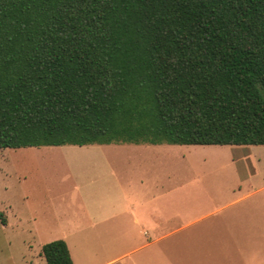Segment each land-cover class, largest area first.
Segmentation results:
<instances>
[{"label":"trees","instance_id":"obj_1","mask_svg":"<svg viewBox=\"0 0 264 264\" xmlns=\"http://www.w3.org/2000/svg\"><path fill=\"white\" fill-rule=\"evenodd\" d=\"M92 143L264 145V0H0V149Z\"/></svg>","mask_w":264,"mask_h":264},{"label":"rangeland","instance_id":"obj_2","mask_svg":"<svg viewBox=\"0 0 264 264\" xmlns=\"http://www.w3.org/2000/svg\"><path fill=\"white\" fill-rule=\"evenodd\" d=\"M130 147L141 150V156L119 166L94 164L87 154L89 150L120 149L114 145L0 149V264L21 263L30 249L62 238L64 218L81 213L75 186L93 183V174L103 167L112 168L118 179L120 174L127 187H141L142 201L150 198V193L156 195L152 200L156 205L152 217L158 219L156 233L177 228L152 246L133 251L125 259L127 264L137 261L146 249H202L215 239L211 233L227 211L246 209L247 219L253 209L264 210V145L127 144L121 149ZM243 195L240 202L218 208ZM148 204L144 208L150 210ZM81 214L85 217V212ZM137 226L134 238L109 239L104 247L97 239L87 240L95 242V249L125 252L153 239L150 229L143 227L142 233ZM66 239L70 240L67 235ZM74 239L77 245L72 249L79 245ZM230 240L221 237L222 247L232 246ZM106 256L109 253L103 259Z\"/></svg>","mask_w":264,"mask_h":264},{"label":"crops","instance_id":"obj_3","mask_svg":"<svg viewBox=\"0 0 264 264\" xmlns=\"http://www.w3.org/2000/svg\"><path fill=\"white\" fill-rule=\"evenodd\" d=\"M127 144L157 145L151 143H92L84 145L118 146L120 149H111V151L89 150L87 154L93 159L94 164L119 166L128 165L130 162L127 159H136L137 155L141 156L142 154L141 150L133 147L121 149ZM93 176L95 178L93 183L86 186H75V191L80 195L78 205L81 207V213L85 212V217L80 213L77 216L64 218L65 228L60 236L62 238H57L66 242L73 264H127L125 259L133 251L152 246L159 238L165 237L177 229L173 228L161 234L156 233L158 219L152 217L156 211V205L152 203V200L156 199V195L150 193V198L142 201V188L136 184L127 187L121 182V175L119 174L118 179L116 172L110 167H106V169L103 167ZM147 189L150 191L152 187L149 186ZM244 196L226 202L218 208L230 206L233 202H240ZM147 204L151 207L150 210L144 208ZM261 207H264V204ZM137 223L140 225L139 231L143 227L150 229L153 239L125 252L120 249H95V242L89 243L87 240L97 239L96 243L101 245L102 242L103 245L101 246L104 247L105 242L109 239L125 241L128 238H134L133 231L138 228ZM216 227L217 229L211 233L215 239L202 249L195 247L146 249L132 264H264V210L256 212L253 209V212L248 214L247 219L246 209L227 211L218 219ZM223 227L226 228L225 232L222 231ZM66 235L70 240L66 239ZM75 237L79 245L76 249H72V245H77ZM221 237L230 238L229 243L232 246L223 248ZM88 246H91L92 249H88ZM105 253H109V256L103 259ZM90 255H92V259ZM95 255H99V258L95 259ZM17 264L47 263L41 254V247L39 249L38 246V249H30V253L24 257L23 262Z\"/></svg>","mask_w":264,"mask_h":264}]
</instances>
